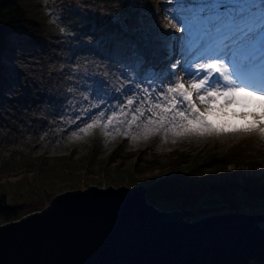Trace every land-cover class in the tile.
Instances as JSON below:
<instances>
[{"label":"rangeland","instance_id":"rangeland-1","mask_svg":"<svg viewBox=\"0 0 264 264\" xmlns=\"http://www.w3.org/2000/svg\"><path fill=\"white\" fill-rule=\"evenodd\" d=\"M34 1L37 4L36 10L39 12L40 20L51 22L55 21L57 15L61 13L63 5L70 4L76 9L82 0H50L52 4L48 7L45 5L46 0ZM160 1L164 5H162L164 19L165 9L172 6L191 16H196L201 10L207 8L210 14L209 19L212 20L215 19L212 13L221 6L225 14L247 13L241 24L255 28L257 37L245 51L256 59L264 57V31H259L264 27V0H176L180 3L178 6L169 5L165 0ZM119 17L124 20L123 23L118 20L120 27L134 30L143 25V21H140L137 16L121 14L118 15ZM113 30L116 29L113 28ZM196 31L194 30L193 35ZM42 37V34L28 30L10 31L4 36V48L0 54V80L2 79L0 163L14 158L25 161L31 159L33 162L32 168L28 170L11 164L13 169L7 170L8 168L3 167L2 172L0 171V194L6 195L7 203H12V195L17 197L21 194H15V192L30 185V188L40 193L38 195L46 205L56 194L69 190L68 188L74 183L72 180L76 178L79 181L74 187L78 189L91 185L102 188L141 185L147 188L151 182L168 178L172 173L184 174L187 171V163L172 164L170 161L172 151L188 154L191 156L190 159L197 157V162L200 163L206 160L213 149L220 151L222 146L225 147L245 136L246 138L250 136L246 133H229L219 138L178 140L177 143L172 144L164 143L161 137L135 142L122 136L108 140L100 129H95L82 139H69L71 131L77 128L76 125H68L64 121L74 119L76 115L88 108L90 103H98L96 95H103L104 81L107 82L110 99H116L120 95L115 89L122 82L121 73L127 72L129 77L135 79V74L127 65L131 64L136 57L127 49L115 47L110 41L108 45H104V42H96L92 39V35L88 36L87 32L79 36L70 32L58 34L49 32ZM40 38L42 41L37 40ZM161 45V36L152 43L156 55L146 64V67L152 66L153 71L158 70V67L164 63L166 53ZM147 59L148 57H145L143 60ZM254 72L257 78L264 76V63H258ZM85 95L89 96V101L83 99ZM104 99L108 103L116 102L109 100L108 97ZM94 111L97 110L94 109ZM237 123L243 122L237 121ZM80 126L83 124L81 123ZM62 129L67 130L62 131ZM255 135L260 137L259 134ZM95 138L100 140L97 153L92 154L91 159L86 158L95 144ZM255 143H258V140ZM66 157L68 161H73L72 168L79 167L80 162H83L88 171H67L64 175L63 164L66 163H60V159ZM108 158H114V160L109 162ZM40 159H45L44 164L48 165V168L40 164ZM146 160L156 163L142 167V162ZM88 161L91 163L90 166H87ZM142 169L146 171L141 174L133 173ZM252 169L242 167L238 170L244 176L250 174L258 176L259 182H264V156L256 160L255 168ZM44 170L49 172L45 173L46 175L40 174ZM223 170L231 171L232 169L228 166ZM25 179H29V183L24 182ZM18 180L23 182L21 186L16 187L19 189L6 184H15ZM36 182H40L39 186ZM69 185L70 187H67ZM46 188L52 189L46 190ZM43 189L46 191L41 193ZM239 197L237 207H233L234 211L249 215L264 213L260 201L252 202L248 197ZM220 207L221 205H216V210L212 213L227 212ZM200 216L192 214L186 220ZM261 226L264 227V224Z\"/></svg>","mask_w":264,"mask_h":264},{"label":"snow or ice","instance_id":"snow-or-ice-1","mask_svg":"<svg viewBox=\"0 0 264 264\" xmlns=\"http://www.w3.org/2000/svg\"><path fill=\"white\" fill-rule=\"evenodd\" d=\"M165 2L174 5L176 0ZM209 15L207 8L196 16L173 6L165 9L163 65L153 71L137 57L127 65L135 79L121 73L116 99H110L104 81L103 95H96L99 102L64 121L77 128L69 139H82L95 129L108 140L122 136L132 142L161 137L164 143L175 144L229 133L264 138V77L257 78L254 72L264 57L256 59L245 51L257 30L242 26L245 12L225 14L221 6L212 13L214 20ZM104 97L116 102L108 103ZM83 99L89 101V96Z\"/></svg>","mask_w":264,"mask_h":264},{"label":"water","instance_id":"water-1","mask_svg":"<svg viewBox=\"0 0 264 264\" xmlns=\"http://www.w3.org/2000/svg\"><path fill=\"white\" fill-rule=\"evenodd\" d=\"M146 187L87 186L0 223V264H249L264 261V213L162 210ZM250 263V264H252Z\"/></svg>","mask_w":264,"mask_h":264},{"label":"trees","instance_id":"trees-1","mask_svg":"<svg viewBox=\"0 0 264 264\" xmlns=\"http://www.w3.org/2000/svg\"><path fill=\"white\" fill-rule=\"evenodd\" d=\"M52 1L46 0V7L50 6ZM162 5L160 0H82L76 9L70 4L63 5L62 11L57 15L55 21L45 22L40 20L34 0H0V50L4 45V36L10 31L28 30L37 34L70 32L76 36L82 33L85 35L87 32L88 36L92 35V39L96 42H104V45H108V41H110L115 47L127 49L136 58L145 59L148 57V63L155 55L152 43L166 31L164 25L167 21L162 16ZM121 14L137 16L140 21H143V25L134 30L120 27L119 22H124L123 18H118V15ZM113 28L116 30L114 31ZM1 83L2 79L0 86ZM257 140L258 143H255ZM99 141L97 138L94 139L95 144L86 158L91 159L93 158L91 155L97 153L100 146ZM171 153L172 164L187 163L188 172L186 171L184 174L172 173L168 178L148 184L146 200L149 203L162 210L190 209L195 215L203 216L214 212L216 205H221L220 209H226L227 212L234 211L233 207H237L239 196H245L252 202L260 201L264 208V182L260 183L258 176L252 174L244 176L238 170L242 167L255 168L256 160H260L264 156V138L250 134L248 138L245 136L235 143L222 146L220 151L213 149L212 153L207 155L206 160L200 161V163L197 162V157L190 159L191 156L183 152L174 150ZM60 160V163H66L63 164L64 175L67 171H88L83 162H80L79 167L72 168L73 161H68L67 157ZM113 160L114 158H108L109 162ZM69 162L70 164H67ZM32 163L31 159L25 161L14 158L0 163V171L3 170V167L8 168L7 170L13 169L11 164L28 170L32 168ZM44 163L45 159H40V164L48 168V165ZM86 163H88L87 166L91 164L90 161ZM154 163L156 162L146 160L142 162V167ZM228 166L232 170L224 171L223 169H227ZM144 171L146 170L142 169L133 173L141 174ZM48 172L49 170H44L40 174L44 175ZM75 176L77 175L75 174ZM26 181L29 183V179L24 180V182ZM72 181H74L73 185L67 186L70 187L69 190L76 189L77 187L74 186L78 184L79 180L76 178ZM6 184L11 185L14 189H19L16 187L21 186L23 182L18 180L15 184ZM30 184L32 185L31 182ZM38 184L40 182H36V185ZM85 184L87 183L85 182ZM29 186L15 192V194H21H18L17 197L12 195V203H7L6 195L0 194V223L13 221L45 206L44 200L42 201L38 195L40 193ZM48 189L52 188H46V190ZM254 264H264V261Z\"/></svg>","mask_w":264,"mask_h":264},{"label":"bare ground","instance_id":"bare-ground-1","mask_svg":"<svg viewBox=\"0 0 264 264\" xmlns=\"http://www.w3.org/2000/svg\"><path fill=\"white\" fill-rule=\"evenodd\" d=\"M261 77H264V76H261ZM94 111V110H93Z\"/></svg>","mask_w":264,"mask_h":264}]
</instances>
